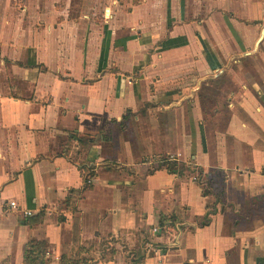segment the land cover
Wrapping results in <instances>:
<instances>
[{
    "label": "crops",
    "instance_id": "1",
    "mask_svg": "<svg viewBox=\"0 0 264 264\" xmlns=\"http://www.w3.org/2000/svg\"><path fill=\"white\" fill-rule=\"evenodd\" d=\"M104 1L0 15V264H264V0Z\"/></svg>",
    "mask_w": 264,
    "mask_h": 264
},
{
    "label": "rangeland",
    "instance_id": "2",
    "mask_svg": "<svg viewBox=\"0 0 264 264\" xmlns=\"http://www.w3.org/2000/svg\"><path fill=\"white\" fill-rule=\"evenodd\" d=\"M122 0H119V2H121ZM143 1V0H142ZM141 1V2H142ZM93 1H87V0H0V15L2 13L3 8L5 5H9V7L11 9H13L14 14L16 16V20L17 23H21L22 20L27 22L28 21V15L30 14V12H35L38 13L41 7V10H43V14H50L47 17V20L44 21L43 23L39 22L40 25L42 26H46V24L48 23V25H55L56 22L59 20L58 18H56L53 14V12L51 13L50 8L52 10L54 9H66L68 11H71V16L70 19L71 20H78V16L80 14L81 11L85 10V11H93L95 14H97L95 16V18L91 19L94 22V25L92 27V33H95L98 35H102L101 33L104 32V28H105V20H107L105 18V8L108 5V1H104V2H99L95 1V3H92ZM136 4L135 0H133V5ZM119 6V4L117 3L115 6ZM122 5H124L122 3ZM47 9V11H46ZM96 12H95V11ZM11 11V10H10ZM45 11V12H44ZM25 12H28L27 15H25ZM34 17H36V15H34ZM36 20V18H34V21ZM50 23V24H49ZM22 24V23H21ZM24 25V23H23ZM164 51V50H163ZM91 53V50H90ZM97 51L94 50V55L96 56ZM113 72L117 73L118 71L116 69H113ZM175 117V116H174ZM126 129L123 128L122 132H125ZM155 168V166H154Z\"/></svg>",
    "mask_w": 264,
    "mask_h": 264
},
{
    "label": "trees",
    "instance_id": "3",
    "mask_svg": "<svg viewBox=\"0 0 264 264\" xmlns=\"http://www.w3.org/2000/svg\"><path fill=\"white\" fill-rule=\"evenodd\" d=\"M142 0H135L136 4L140 3ZM127 120V119H126ZM73 141H75L74 139H71L69 142V145L72 146L73 145ZM162 165L160 167L161 168H166L170 173L172 174H176V175H183L184 172H186L188 170V168L186 167V165L184 164H179L177 161H170V160H164L162 161ZM81 169L83 172L87 173L86 175H88V179L91 177H95V175L93 174V172H90L89 168L87 166L82 167ZM200 171V176H199V182L200 185H202V180H203V176L204 171L203 170H199ZM206 176V175H205ZM207 177V176H206ZM204 177L207 181V187H205V194L208 195L209 191L212 189V185L215 182L214 178H206ZM24 264H50V261L48 260V252H47V247L45 243H41V242H31L28 246V250L26 252V257H25V263ZM60 264H90V261L87 259H80L79 257H69L67 255H64L61 260H60Z\"/></svg>",
    "mask_w": 264,
    "mask_h": 264
},
{
    "label": "built area",
    "instance_id": "4",
    "mask_svg": "<svg viewBox=\"0 0 264 264\" xmlns=\"http://www.w3.org/2000/svg\"><path fill=\"white\" fill-rule=\"evenodd\" d=\"M88 184H90V182H88ZM12 208H17V203H11L10 205ZM25 215L27 217H29L31 215V212H25ZM156 253L159 254V255H162L163 254V250L161 248H157L156 249Z\"/></svg>",
    "mask_w": 264,
    "mask_h": 264
}]
</instances>
